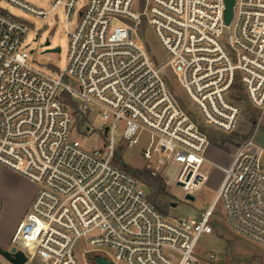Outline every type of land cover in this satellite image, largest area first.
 Segmentation results:
<instances>
[{
	"label": "built area",
	"instance_id": "obj_1",
	"mask_svg": "<svg viewBox=\"0 0 264 264\" xmlns=\"http://www.w3.org/2000/svg\"><path fill=\"white\" fill-rule=\"evenodd\" d=\"M8 1L37 16L48 13ZM60 4L66 24L75 13L78 19L68 30L66 66L58 76L29 62V26L0 10V165L37 186L11 248L29 264H95L97 254L115 264H219L200 244L218 219L264 247L258 127L233 145L213 201L188 217L160 210L145 184L114 160L119 128L130 147L146 135L147 168L154 175L160 166L176 168L177 184L194 196L208 179L209 129L234 132L244 100L264 111V0H235L228 24L226 0H54L52 9ZM144 18L167 53L165 62L136 38ZM167 68L199 116L170 87ZM74 110L82 126L95 113L104 119L105 148H87L73 135ZM81 240L89 246L84 262L76 253Z\"/></svg>",
	"mask_w": 264,
	"mask_h": 264
},
{
	"label": "rangeland",
	"instance_id": "obj_2",
	"mask_svg": "<svg viewBox=\"0 0 264 264\" xmlns=\"http://www.w3.org/2000/svg\"><path fill=\"white\" fill-rule=\"evenodd\" d=\"M30 5L47 11L45 16L32 14L8 0H0V10L24 21L29 26V32L24 40V47L30 53L29 62L38 69L58 76L66 66L68 52L69 36L68 30H73L76 26L78 15L73 14L71 20L66 24V14L64 5L60 4L53 8L54 0H22ZM85 0H80L83 3ZM136 38L143 42L150 51L153 59L158 63L167 60V53L160 44L154 29L144 18L142 24L136 32ZM47 39L50 45H45ZM60 47L61 51H51L50 48ZM166 81L176 91L179 100L188 107L194 114L199 116V111L187 91L178 83L177 78L171 68L166 69ZM242 113L239 116L236 129L233 133L240 136L253 133L258 127L255 135L256 142L264 148V111L254 109L246 100L242 102ZM76 129H73V135L78 136L87 148L96 146L105 148L109 143L102 126L104 119L96 113L90 117L88 123L80 122V115L73 111ZM122 124L120 123V126ZM90 132L86 133L87 127ZM75 127V126H74ZM85 127V130H84ZM210 146L206 150L207 160L203 165V171L208 175L206 182L200 188L194 190V200H186L184 188L177 184V169L173 167L160 166V176L166 181L167 197L164 198V209L171 215L188 217L199 213L208 206L217 193V189L223 178L222 166H228L233 158L235 148L229 140L222 142V138H229L228 134L209 129ZM147 143V136L143 135L140 142L130 147L122 137V131L119 128L116 133V152L115 162L122 166L125 162L131 168L143 170L147 168V163L143 157L142 149ZM222 143V145H221ZM264 164V159H263ZM139 178V177H138ZM146 186L151 195V188L139 178ZM36 184L23 176L22 174L10 168L0 165V223L13 221L12 217L6 213L8 208L19 207L33 194L35 195ZM171 202H177V206H171ZM217 210H222V204L219 203ZM215 230L211 234H204L201 237L200 244L210 251L216 253L219 264H264V247L238 237L231 233L225 223L218 219L213 224ZM89 246L81 240L77 244V256L84 262L83 251ZM9 248V247H8ZM5 264H12L2 254ZM31 264H38L33 261Z\"/></svg>",
	"mask_w": 264,
	"mask_h": 264
},
{
	"label": "trees",
	"instance_id": "obj_3",
	"mask_svg": "<svg viewBox=\"0 0 264 264\" xmlns=\"http://www.w3.org/2000/svg\"><path fill=\"white\" fill-rule=\"evenodd\" d=\"M66 97H67V100L75 108L77 104L74 101H72V98L70 97V95L66 94ZM251 135H252V133H248L246 135L240 136L239 134L232 132V133L228 134L229 138H227V139L222 138V142H224L225 140H229L231 143L240 144V143L246 141ZM221 145H222V143H221ZM121 164H122L123 168H125L126 170L130 171L131 173H133L137 177L144 179V182L152 190L151 195H150L152 202L160 210L166 212V210L164 209V204H163L164 198L167 197L165 179L160 175H154L152 173V171L148 168L140 170V169H136V168H131L125 162H122Z\"/></svg>",
	"mask_w": 264,
	"mask_h": 264
},
{
	"label": "water",
	"instance_id": "obj_4",
	"mask_svg": "<svg viewBox=\"0 0 264 264\" xmlns=\"http://www.w3.org/2000/svg\"><path fill=\"white\" fill-rule=\"evenodd\" d=\"M235 0H226V11H225V21L228 24L231 21V18L233 16V6H234ZM51 42L49 39H47L45 45H50ZM51 51L59 52L61 51L60 47H54L50 48ZM187 199L194 200L195 197L191 194L186 195ZM171 206L175 207L177 206V202H171ZM0 254H2L6 259H8L12 264H29L27 262V257L25 254L20 251L16 250L15 247H12L11 249H4L0 248ZM92 260L95 264H115L112 260H109L107 257L102 255H95L92 257Z\"/></svg>",
	"mask_w": 264,
	"mask_h": 264
},
{
	"label": "crops",
	"instance_id": "obj_5",
	"mask_svg": "<svg viewBox=\"0 0 264 264\" xmlns=\"http://www.w3.org/2000/svg\"><path fill=\"white\" fill-rule=\"evenodd\" d=\"M33 197L34 194L30 198H28L24 204L20 205L19 207H13V208L10 207L6 210V213L9 215V219L10 217L13 216L12 217L13 221L11 222V224H9V222L0 223V248H4L7 250L11 248L12 238L17 230L20 221L28 211L31 202L33 200ZM3 259L4 258L1 257L0 254V264H5Z\"/></svg>",
	"mask_w": 264,
	"mask_h": 264
}]
</instances>
